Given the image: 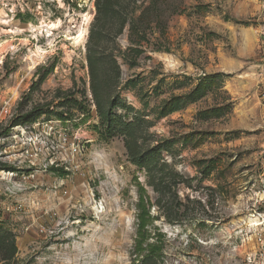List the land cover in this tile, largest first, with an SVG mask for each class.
<instances>
[{
    "label": "rangeland",
    "instance_id": "1",
    "mask_svg": "<svg viewBox=\"0 0 264 264\" xmlns=\"http://www.w3.org/2000/svg\"><path fill=\"white\" fill-rule=\"evenodd\" d=\"M263 172L264 0H0V264H141V186L146 264H264Z\"/></svg>",
    "mask_w": 264,
    "mask_h": 264
},
{
    "label": "trees",
    "instance_id": "2",
    "mask_svg": "<svg viewBox=\"0 0 264 264\" xmlns=\"http://www.w3.org/2000/svg\"><path fill=\"white\" fill-rule=\"evenodd\" d=\"M173 102H176L178 104L179 100L178 98L170 101L165 106L164 113H168L171 111L177 110L178 105H174ZM113 107V106H112ZM100 113V119L104 126V133L105 134H113L119 130H122V126L124 124L118 118V116L113 113L112 108L107 109L106 111H101ZM144 157L141 155H136L132 157V161L148 170V177L151 179L153 178L150 170V167L145 165L147 162L144 161ZM52 170H56L51 168ZM161 182V183H160ZM152 188L154 191L161 193L163 190V186L165 185L163 183V180L161 181L160 178L158 180L151 182ZM136 233L132 248V254L135 257V260H140L141 264L145 263L148 260H153L161 253V238L157 237V241L154 243H149L148 237H149V230L147 226L150 224L151 220L153 219L150 216L149 213V206H148V198L146 195L145 189L141 186L138 189V197L136 202Z\"/></svg>",
    "mask_w": 264,
    "mask_h": 264
},
{
    "label": "built area",
    "instance_id": "3",
    "mask_svg": "<svg viewBox=\"0 0 264 264\" xmlns=\"http://www.w3.org/2000/svg\"><path fill=\"white\" fill-rule=\"evenodd\" d=\"M263 174H264V172H263ZM257 216H258L257 218H260V220L264 223V211L258 213ZM261 248H262V250L264 249V244L262 245Z\"/></svg>",
    "mask_w": 264,
    "mask_h": 264
},
{
    "label": "bare ground",
    "instance_id": "4",
    "mask_svg": "<svg viewBox=\"0 0 264 264\" xmlns=\"http://www.w3.org/2000/svg\"><path fill=\"white\" fill-rule=\"evenodd\" d=\"M81 36H82V32H80V33L78 34L77 39H80Z\"/></svg>",
    "mask_w": 264,
    "mask_h": 264
}]
</instances>
